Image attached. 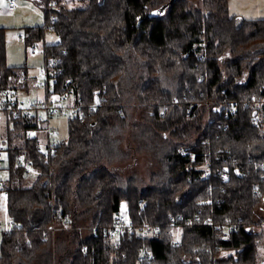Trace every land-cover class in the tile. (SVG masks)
<instances>
[{
    "label": "trees",
    "instance_id": "trees-1",
    "mask_svg": "<svg viewBox=\"0 0 264 264\" xmlns=\"http://www.w3.org/2000/svg\"><path fill=\"white\" fill-rule=\"evenodd\" d=\"M62 1L45 0L44 24L24 27V40L26 47L44 41L56 17L59 45L42 50L45 63L56 61L46 67L45 97L64 96L82 110L70 117L68 139L50 165L27 138L33 119L0 126L12 160L8 213L17 224L1 235L0 264H264V19L232 16L230 0H79L85 6L74 8ZM5 30L2 110L35 80L27 66L8 65ZM95 95L101 103L91 110ZM133 101L150 111L144 120L153 140L154 131L169 133L162 172L144 190L134 180L121 187L113 168L131 125L124 107ZM232 103L237 110L226 117ZM21 155L43 174L31 180L15 169ZM57 211L70 216V227L52 250ZM121 211L138 229H156L154 236L106 240L101 227ZM173 219L181 226L178 244ZM83 226L87 236L75 230Z\"/></svg>",
    "mask_w": 264,
    "mask_h": 264
},
{
    "label": "rangeland",
    "instance_id": "rangeland-1",
    "mask_svg": "<svg viewBox=\"0 0 264 264\" xmlns=\"http://www.w3.org/2000/svg\"><path fill=\"white\" fill-rule=\"evenodd\" d=\"M10 0H2L0 6V28H5L6 33V46H7V63L10 66H27L28 76L38 79L40 82L44 80L42 69L45 65L43 54V41L37 43V52L35 55L31 54L29 47H26L25 40L23 38L24 27H33L44 24V10L42 5L45 0H13L16 3V10L10 11L8 8ZM67 8H74L76 6L83 7L85 3H80L79 0H63L62 1ZM57 36L55 34L45 37V42L49 44L56 43ZM170 80V87L173 88V79ZM169 83V81H166ZM131 82L125 81L123 87L128 92L132 86ZM45 90L41 87L34 86L27 92H21L18 94V98L21 101L29 102L40 100L41 97H45ZM17 97V96H16ZM59 97V96H56ZM68 99V98H67ZM69 106L73 104L69 99L66 100ZM66 103V102H65ZM91 104L89 105L90 109ZM125 112L130 115V124L124 128L121 133V137L118 149H116V156L114 162V171L120 176V186L125 187L127 182L134 180L137 187L140 190H144L150 184V180L153 175H157L162 172V148L163 137L166 139L168 134L166 132L154 131L156 133L157 141L153 140L150 135L148 124L145 123L146 118L150 116V111L144 105L139 102L133 101L129 106L124 107ZM69 118L55 116L51 120V125L56 127L59 131V139L66 141L68 139ZM148 121V120H147ZM32 135H35L33 133ZM169 139V138H167ZM112 168V170H113ZM158 175V176H159ZM125 209V208H124ZM260 215L264 217V206L260 210ZM4 217V208L0 204V219ZM69 230L61 229L52 235L51 240L53 243L52 250H56L57 238L60 232ZM75 230L81 231L82 236L89 234L88 226L76 228ZM174 238L179 241L181 236V230L176 228L174 230ZM2 234L0 233V245ZM117 241V240H115ZM175 241V242H176ZM1 254V247H0ZM264 254V250H262ZM56 255V254H55Z\"/></svg>",
    "mask_w": 264,
    "mask_h": 264
},
{
    "label": "built area",
    "instance_id": "built-area-1",
    "mask_svg": "<svg viewBox=\"0 0 264 264\" xmlns=\"http://www.w3.org/2000/svg\"><path fill=\"white\" fill-rule=\"evenodd\" d=\"M54 5L55 2H51L49 4V7H53ZM15 7H16V3L13 0H10L8 4L9 10H14ZM55 21H56V17H51L50 19L51 25L47 27L45 37L55 34L52 28V24ZM54 44L59 45V39H57V42ZM46 45L48 44L44 40L43 48ZM201 46L205 47V44L203 43L201 44ZM37 47H38L37 43L29 46L32 55L36 54ZM200 57L205 58L206 55L201 54ZM55 63L56 61L52 58L49 59L47 63H45L42 69L44 80H42L41 82L39 80H35L34 86L45 89V85L49 81L46 67H50ZM66 100L68 99L64 96H59V97L53 96L50 98L44 97V99L42 100L36 99L35 101H29L27 103L19 100L17 96L15 98H12V101L9 103L7 110L0 109V126H2L5 122H7V120L11 121L15 119H20L22 117L33 119L36 123V128L28 131L27 138L35 139L36 146L40 150V153L42 154L44 164L50 165L52 158L57 154V150L59 146L63 143V140L59 139L60 134L58 129L51 125L52 118L55 116H59L70 119V117L72 116L79 115V111L82 110V106L74 102L69 106ZM94 100L95 102L92 103L90 106L91 110L95 109L101 103V100L99 97H97V95H95ZM261 103L264 104V99ZM206 104L208 107H211V105L214 103L211 101H207ZM221 109H223L222 106L219 107V111H221ZM236 110L237 108L232 103L230 107L226 108V117H228V115L234 114ZM258 122L259 121L256 118L254 120V123L258 124ZM224 127L227 128L228 124H226ZM33 133H35V135H32ZM181 152L183 156L187 154V152L184 150H182ZM11 162L12 160H11L10 151L8 149V143L6 139L0 135V204L4 208V217L3 219H0L1 234L9 233L15 227H17V224L10 219L8 213L9 192L6 190V183L8 182L10 176L9 167ZM14 168L22 169L25 172V175L31 180H34L38 176L43 174L40 168L36 167L32 162L27 161L23 155L18 156L16 158V160L14 161ZM222 178L224 180L227 179V175L223 174ZM47 183L48 180H46L45 185ZM54 217H56L55 218L56 220L60 219L62 224L55 222L50 228L51 235H55V233L61 229H68L70 227L69 225L70 216L68 214L63 213L62 211H57ZM172 223L175 229L178 228L181 230L180 224H178L175 219L172 220ZM209 224L214 227L213 223L210 222ZM219 229L223 231V238H227L228 231L226 230V228H219ZM234 229L236 230V227H234ZM93 230L96 231V227ZM100 230L102 236L111 243L117 242L122 236H126V235L131 236L136 232H139L142 236L145 237L147 236L151 237L154 233H156V229L150 226H145L143 228L138 229L133 223L127 211H121L116 216L112 225H110L109 227H101ZM178 243L179 241L175 242V244Z\"/></svg>",
    "mask_w": 264,
    "mask_h": 264
},
{
    "label": "crops",
    "instance_id": "crops-1",
    "mask_svg": "<svg viewBox=\"0 0 264 264\" xmlns=\"http://www.w3.org/2000/svg\"><path fill=\"white\" fill-rule=\"evenodd\" d=\"M15 10L16 7L14 10H10V11H15ZM229 11L232 16H240L245 19L261 20L264 19V0H230ZM23 38H24V34H23ZM33 79L38 80L36 78ZM42 99H44V97H41L40 100Z\"/></svg>",
    "mask_w": 264,
    "mask_h": 264
},
{
    "label": "snow or ice",
    "instance_id": "snow-or-ice-1",
    "mask_svg": "<svg viewBox=\"0 0 264 264\" xmlns=\"http://www.w3.org/2000/svg\"><path fill=\"white\" fill-rule=\"evenodd\" d=\"M0 6H5V7H6V5H3V4H2V0H0Z\"/></svg>",
    "mask_w": 264,
    "mask_h": 264
}]
</instances>
